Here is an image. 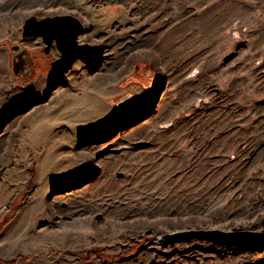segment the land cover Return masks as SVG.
Returning a JSON list of instances; mask_svg holds the SVG:
<instances>
[{"label": "rangeland", "instance_id": "374dc122", "mask_svg": "<svg viewBox=\"0 0 264 264\" xmlns=\"http://www.w3.org/2000/svg\"><path fill=\"white\" fill-rule=\"evenodd\" d=\"M56 15L92 64L57 75L56 45L22 38ZM0 48V264H264L260 246L160 241L264 233V0H0Z\"/></svg>", "mask_w": 264, "mask_h": 264}, {"label": "water", "instance_id": "95a60500", "mask_svg": "<svg viewBox=\"0 0 264 264\" xmlns=\"http://www.w3.org/2000/svg\"><path fill=\"white\" fill-rule=\"evenodd\" d=\"M84 33L83 24L71 15H56L38 19L35 16L25 18L22 26V38L41 37L45 44L44 51L48 52L55 44L60 57L51 63L55 74L69 71L76 61L90 65L96 56L95 48L90 44H80L78 38ZM20 49L19 46L12 47ZM129 110L137 109L138 103ZM194 239L210 241L216 246H260L264 247V233L238 231H184L162 236L160 241L164 245L174 246L176 243H187Z\"/></svg>", "mask_w": 264, "mask_h": 264}, {"label": "crops", "instance_id": "0c3cea01", "mask_svg": "<svg viewBox=\"0 0 264 264\" xmlns=\"http://www.w3.org/2000/svg\"><path fill=\"white\" fill-rule=\"evenodd\" d=\"M9 54L7 53V50L0 48V95H5L6 92H8V72H7V66L9 63ZM9 81V80H8ZM14 82V81H13ZM3 111H0V126L2 123H4V120L6 119V113H2ZM1 139H3V135H0V169L3 170V175L6 174V152L1 151V148L4 147L3 143L1 144ZM5 179H0V185L5 184ZM1 188V186H0Z\"/></svg>", "mask_w": 264, "mask_h": 264}, {"label": "bare ground", "instance_id": "6f19581e", "mask_svg": "<svg viewBox=\"0 0 264 264\" xmlns=\"http://www.w3.org/2000/svg\"><path fill=\"white\" fill-rule=\"evenodd\" d=\"M136 103L137 102L135 98L132 95H128V97L122 100V102L119 104V108L121 111L125 112L126 114V112H128L131 108H133L132 106Z\"/></svg>", "mask_w": 264, "mask_h": 264}, {"label": "flooded vegetation", "instance_id": "af4514ba", "mask_svg": "<svg viewBox=\"0 0 264 264\" xmlns=\"http://www.w3.org/2000/svg\"><path fill=\"white\" fill-rule=\"evenodd\" d=\"M29 61H31V58H30V60Z\"/></svg>", "mask_w": 264, "mask_h": 264}]
</instances>
